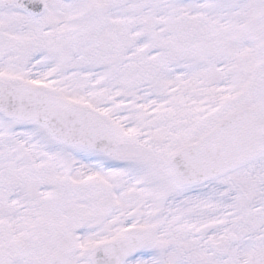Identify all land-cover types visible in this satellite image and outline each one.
Instances as JSON below:
<instances>
[{"label":"snow or ice","instance_id":"obj_1","mask_svg":"<svg viewBox=\"0 0 264 264\" xmlns=\"http://www.w3.org/2000/svg\"><path fill=\"white\" fill-rule=\"evenodd\" d=\"M0 264H264V0H0Z\"/></svg>","mask_w":264,"mask_h":264}]
</instances>
